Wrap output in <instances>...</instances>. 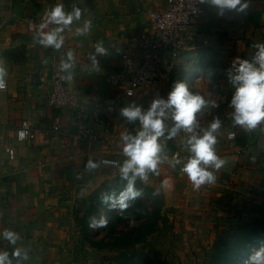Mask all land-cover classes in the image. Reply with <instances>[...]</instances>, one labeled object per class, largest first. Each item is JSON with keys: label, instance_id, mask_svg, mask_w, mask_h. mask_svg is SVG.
<instances>
[{"label": "crops", "instance_id": "crops-1", "mask_svg": "<svg viewBox=\"0 0 264 264\" xmlns=\"http://www.w3.org/2000/svg\"><path fill=\"white\" fill-rule=\"evenodd\" d=\"M58 3L64 5L65 11H71L74 5L81 8L80 20L60 33L64 37L60 49L34 43L37 33L29 31L27 25L44 23L46 12ZM247 3L243 12L221 16L206 0L201 2L196 30L209 36V45L199 52L222 53L232 61L254 55L253 45L264 43V0ZM165 6L166 0H0V62L8 72L6 87L0 89V232L8 229L20 237L15 244L0 238V250L9 252L13 264L18 260L20 264H102L99 256H79L74 209L117 174L99 159L109 150L108 155L117 158L120 165V159L125 158L121 136H113L109 145H89L85 141L71 145L65 141L64 136L75 130L74 111L46 104L52 63L66 59L68 51L74 60L83 61L82 65H73L72 79H67V84L80 101L91 107L113 92L110 77L121 66L128 35L147 30L150 12ZM85 20L92 21V28L86 35H75V29L83 27ZM55 27L58 25L48 24L42 29L47 32ZM101 42L106 49L104 55L95 53V45ZM89 54L96 55L98 65L89 59ZM199 73L203 84L189 91L214 100L219 106L228 104L231 96L222 94L214 73L203 69ZM178 76L179 70L164 65L162 88L169 92ZM151 101L140 96L125 98L122 107L135 104L146 109ZM208 108L203 109L207 115L218 110ZM213 116L210 114L205 121L198 116L201 126H207ZM55 118L61 124L59 133L50 131ZM22 119L44 134L32 141H16L15 128ZM111 120L122 133L127 130L134 135L139 127L138 122L130 123L121 117L120 110ZM231 132L233 138L228 136ZM179 142L181 155H174L181 164L174 168L173 197H165L167 216L171 211H181L185 219L184 213L187 214L185 220L190 224L186 226L208 240L222 228L220 224H229L239 217L264 218V193L256 188L264 189V121L255 129L245 130L233 126L230 120L227 129H220L215 151L227 163L214 172L215 183L198 189L193 188L186 174L180 173L190 154L183 141ZM237 149L243 151L238 153ZM89 161L98 167L87 168ZM224 181L228 187H223ZM207 187L209 192L204 191ZM217 223L219 226H214ZM14 248L26 253L27 260L12 257Z\"/></svg>", "mask_w": 264, "mask_h": 264}, {"label": "clouds", "instance_id": "clouds-1", "mask_svg": "<svg viewBox=\"0 0 264 264\" xmlns=\"http://www.w3.org/2000/svg\"><path fill=\"white\" fill-rule=\"evenodd\" d=\"M206 2L221 16L226 12L241 13L248 7L247 0L243 2L242 0H206ZM81 15L82 9L75 5L71 11H65L62 3L56 4L46 12L44 23L39 27L44 28L48 24L58 27L47 32H37L33 37L34 43L60 49L64 43V37L60 33L74 21H79ZM91 28L92 21L85 20L83 27L75 29V35H86ZM253 47L256 51L250 59L236 57L226 70V78L234 88L228 102V106L232 109L229 118L233 126H240L245 130L255 129L264 121V43L255 44ZM95 53L100 55L106 53L102 42L95 45ZM73 59L72 52L68 51L66 59H62L60 63V71L68 73L64 77L68 80L72 79ZM89 59L98 65L95 54H89ZM7 75V68L3 62H0V89L6 87ZM209 106L219 107L216 101L194 94L184 82L177 81L168 92L166 99L163 97L153 99L146 109L135 104L120 109L121 117L130 123L138 122L139 127L134 135L125 130L120 137L121 151L125 159L118 170L120 178L126 180L127 185L113 201V207L118 206L120 210H124L130 206L131 201L141 196V191L135 187L137 178L146 181L148 174L156 173L158 165L163 162L161 153L164 146L159 142L160 138L172 139L181 131L188 134L186 138L181 139L190 155L180 167V173L186 174L194 189L204 184L215 183L214 172L224 167L227 160L219 157L215 151L222 120L218 116L213 117L207 126H201L197 119L198 114ZM178 164H181V160L173 155L169 165L175 168ZM209 166L212 170H209ZM96 167L98 165L91 161L87 164L89 169ZM109 200H112V197H105L103 202L107 203ZM105 223L106 221L102 220L101 226ZM0 238L10 244H15L20 239L16 232L8 229L0 232ZM11 256L27 260V254L20 248H14ZM0 264H13L7 250H0ZM17 264H20L19 260ZM246 264H264V246L252 252Z\"/></svg>", "mask_w": 264, "mask_h": 264}, {"label": "built area", "instance_id": "built-area-1", "mask_svg": "<svg viewBox=\"0 0 264 264\" xmlns=\"http://www.w3.org/2000/svg\"><path fill=\"white\" fill-rule=\"evenodd\" d=\"M201 13V0H166L164 8L151 11L148 29L127 37L126 48L121 53V66L110 77L113 92L105 99L95 101L91 107L80 101L68 86L67 79L64 78L68 73L60 71L61 60H53L46 104L74 111L75 130L64 136L65 141L71 145L79 141H85L89 145H109L113 136L122 134L111 117L120 110L125 98L140 96L152 100L160 97L166 99L168 91L161 85L163 66L171 69L183 55L202 51L209 45V36L196 30ZM40 25L28 24L27 29L35 33L43 32ZM76 62L83 64V61L73 59V65ZM197 119L200 121L199 117ZM60 129V121L55 118L50 131L59 133ZM40 134L44 133L34 128L27 119H22L15 128L14 137L19 142L32 141L38 139ZM228 136L233 138L234 133L231 132ZM242 151L237 149L238 153ZM108 152L106 150V154L100 157V163L111 167L119 166V160L109 156ZM161 158L164 160L165 156ZM223 187H228L227 181L223 182ZM256 188L264 193V189ZM204 191L209 192V188Z\"/></svg>", "mask_w": 264, "mask_h": 264}, {"label": "trees", "instance_id": "trees-1", "mask_svg": "<svg viewBox=\"0 0 264 264\" xmlns=\"http://www.w3.org/2000/svg\"><path fill=\"white\" fill-rule=\"evenodd\" d=\"M126 185L127 181L118 173L82 199L81 205L74 209L79 236L77 252L81 258L91 256L88 250L109 252L110 255L101 258L102 264H165L159 257L148 256L137 247L163 219V197L137 178L135 187L141 191V196L131 201L128 208L120 210L111 202L119 197ZM105 197H112V200L105 203ZM100 212H105L108 218L101 226L102 234L96 236L91 226L96 218H100ZM217 234L207 260L201 264H246L250 254L264 246V218L231 222L218 229Z\"/></svg>", "mask_w": 264, "mask_h": 264}, {"label": "rangeland", "instance_id": "rangeland-1", "mask_svg": "<svg viewBox=\"0 0 264 264\" xmlns=\"http://www.w3.org/2000/svg\"><path fill=\"white\" fill-rule=\"evenodd\" d=\"M232 60L229 56H224L222 53L216 52H192L187 53L179 59L178 63L172 68L179 70V76L177 81L184 82L188 88L189 83H191L190 88H198L203 84V75L199 73V70L203 69L208 73H214L216 81L222 87V94L226 96H231L234 92V88L228 82L226 78V70L230 67ZM199 80V81H198ZM198 81V82H197ZM189 88V89H190ZM218 110L211 111L214 113L213 117H219L222 120L223 129H227L229 125V113L232 109L228 106L227 103L220 105L217 107ZM209 108H206V111ZM206 111L202 110L198 116H202V120L204 121L209 118V115L205 114ZM230 111V112H229ZM210 119V121L213 119ZM167 133H165V136ZM187 134L181 131L177 134L176 137L172 139L166 140L164 137H161L159 142L164 146L161 156H165L168 159H164L162 163L158 165L156 173H149L148 179L143 181L145 184L152 186L156 189L161 196L163 197L164 205L162 208L163 219L159 221L156 226V230L150 234L144 242L140 243L137 247L141 249L148 256L159 257L164 261L165 264H201L204 263L208 258V253L211 249L213 241L217 237V233L211 238H204L200 236L198 231L190 230L186 225L190 224L189 220H185L188 218V215L184 213L185 219L181 215V211H177L179 216H175L176 214L172 211L167 216L166 210L164 211L166 205V198H170L171 194L175 190V172L174 168L169 165V161L172 160V156L177 153L181 155L179 152L180 142L182 141V137L186 138ZM185 153L184 151L182 152ZM125 158L120 159V164L123 162ZM118 167H109L112 170H115V173H119ZM112 179V178H111ZM109 181V180H108ZM177 196V193H176ZM173 197V195H172ZM171 197V198H172ZM82 203V202H81ZM80 203V205H81ZM113 204V202H111ZM170 203L168 206L170 209ZM166 207V208H167ZM100 218H96L94 220L93 225L91 226L92 231L99 236L102 234L101 231V221L106 220L108 215L105 212L99 213ZM252 218V217H251ZM249 219V218H248ZM244 220L242 217L237 218L232 223H236ZM227 223L220 224L224 227ZM214 226H219L217 223ZM221 228V227H220ZM192 229V228H191ZM218 227H216V230ZM205 240V242H204ZM208 241V242H206ZM91 256H99L100 258H105L110 255L109 252L106 251H90L88 250V254ZM82 256L84 253H80Z\"/></svg>", "mask_w": 264, "mask_h": 264}]
</instances>
